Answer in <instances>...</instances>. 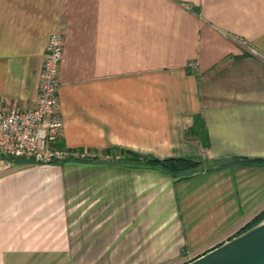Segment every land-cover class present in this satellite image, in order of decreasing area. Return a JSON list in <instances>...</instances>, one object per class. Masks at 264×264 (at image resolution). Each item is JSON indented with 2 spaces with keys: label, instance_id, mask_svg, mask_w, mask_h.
<instances>
[{
  "label": "crops",
  "instance_id": "crops-1",
  "mask_svg": "<svg viewBox=\"0 0 264 264\" xmlns=\"http://www.w3.org/2000/svg\"><path fill=\"white\" fill-rule=\"evenodd\" d=\"M55 32L69 159L0 171V264L71 255L79 179L104 181L103 200L136 209L154 171L124 168L129 154L203 163L196 175L160 176L182 247L197 257L264 211V165L233 162L264 160V0H0V108L35 106ZM195 115L206 147L184 136ZM69 160L114 165L79 171Z\"/></svg>",
  "mask_w": 264,
  "mask_h": 264
},
{
  "label": "rangeland",
  "instance_id": "rangeland-1",
  "mask_svg": "<svg viewBox=\"0 0 264 264\" xmlns=\"http://www.w3.org/2000/svg\"><path fill=\"white\" fill-rule=\"evenodd\" d=\"M69 161L79 171L84 169V163H90L95 170L104 164L114 165L99 161ZM120 164L124 168L154 171V177L149 178L151 187L146 184V179L145 186L139 183L138 207L130 210L129 200H123L120 210L110 196L106 197L110 200H103L104 181L87 186V180L83 183L77 179L73 191L70 189L68 194L72 253L66 258H43V264H185L197 257V249L190 251L187 246L182 247L181 234L175 226L177 218L172 217L176 212L173 203L165 199L168 196L167 185L161 182L160 176L180 179L196 175L200 170H188L173 176L147 168L142 163ZM119 213L122 214V226L117 224L119 219L116 221Z\"/></svg>",
  "mask_w": 264,
  "mask_h": 264
},
{
  "label": "built area",
  "instance_id": "built-area-1",
  "mask_svg": "<svg viewBox=\"0 0 264 264\" xmlns=\"http://www.w3.org/2000/svg\"><path fill=\"white\" fill-rule=\"evenodd\" d=\"M62 49L63 35L60 32L51 34L44 52L34 107L0 108V171L25 165L63 164L69 159L59 142L63 126L58 111Z\"/></svg>",
  "mask_w": 264,
  "mask_h": 264
},
{
  "label": "water",
  "instance_id": "water-1",
  "mask_svg": "<svg viewBox=\"0 0 264 264\" xmlns=\"http://www.w3.org/2000/svg\"><path fill=\"white\" fill-rule=\"evenodd\" d=\"M185 264H264V218Z\"/></svg>",
  "mask_w": 264,
  "mask_h": 264
},
{
  "label": "trees",
  "instance_id": "trees-1",
  "mask_svg": "<svg viewBox=\"0 0 264 264\" xmlns=\"http://www.w3.org/2000/svg\"><path fill=\"white\" fill-rule=\"evenodd\" d=\"M184 136L188 139H195L200 141L203 146H207V133L204 121L200 115H195L192 119V125L189 129L184 132ZM128 157L133 158V163H142L147 168L157 169L161 172L168 173L170 175L181 174L185 171L191 170H201L203 169V163L200 161L186 160V159H171L160 161L154 158L140 157L139 155H131ZM234 163L240 164L242 166H259L264 165V160H253V159H234ZM264 218V211L256 216L251 222L245 225L236 235L248 230L249 228L256 225ZM235 235V236H236ZM234 237V236H233Z\"/></svg>",
  "mask_w": 264,
  "mask_h": 264
}]
</instances>
